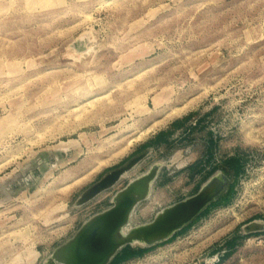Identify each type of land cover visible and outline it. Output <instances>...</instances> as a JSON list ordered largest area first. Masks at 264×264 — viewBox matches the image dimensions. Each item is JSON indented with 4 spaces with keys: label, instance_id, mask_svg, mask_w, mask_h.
<instances>
[{
    "label": "rangeland",
    "instance_id": "rangeland-1",
    "mask_svg": "<svg viewBox=\"0 0 264 264\" xmlns=\"http://www.w3.org/2000/svg\"><path fill=\"white\" fill-rule=\"evenodd\" d=\"M216 176L110 263L264 264V0H0V264H48L129 182L140 228Z\"/></svg>",
    "mask_w": 264,
    "mask_h": 264
},
{
    "label": "water",
    "instance_id": "water-1",
    "mask_svg": "<svg viewBox=\"0 0 264 264\" xmlns=\"http://www.w3.org/2000/svg\"><path fill=\"white\" fill-rule=\"evenodd\" d=\"M142 157L143 156H139L138 158L134 159V161L130 162L127 166L133 165L129 168V170L133 169L135 164ZM217 177L218 176L210 179L209 182L203 186L199 193L194 197L176 203L173 206L163 210L161 215L156 216L145 227L144 231L140 235L141 242L146 245L145 247L154 246L155 244L164 242L171 238L175 232L186 225V223H188L205 205H207L221 191L223 186L222 178L221 183L215 187H212L211 183ZM105 178H103L91 191H89L86 198H90L93 195L99 193L96 192L92 195V193L96 191V187L102 183ZM131 184L132 182H129L122 191L125 192L127 190L126 192H129L128 190H131ZM127 201L128 197L125 194L118 204L114 205L113 202L114 206L112 205L113 207L111 209L105 213L93 217L83 224L74 237L69 240L67 243L69 247L75 248L76 252L81 256V259H79L80 261L77 264H91L97 260H99L97 264L110 263L117 250L121 247H117L115 245L111 246L110 237L112 234H114L113 231L122 223H120V220H122L124 217V208L127 206ZM254 230L258 229L247 228L245 231L249 232ZM62 247H60L55 252L52 258L58 257V252ZM57 261V264H61L60 261Z\"/></svg>",
    "mask_w": 264,
    "mask_h": 264
},
{
    "label": "bare ground",
    "instance_id": "bare-ground-1",
    "mask_svg": "<svg viewBox=\"0 0 264 264\" xmlns=\"http://www.w3.org/2000/svg\"><path fill=\"white\" fill-rule=\"evenodd\" d=\"M153 172L154 171L149 172V174H148L149 179L152 178ZM120 177H121L120 173L119 174L114 173V174L107 176L103 180V182L100 183L96 187V191L94 193H92V195L95 194L96 192H99V191L107 188L108 186L113 185L115 182H117L119 180ZM146 181L147 180L134 181L131 184V190H128L129 192H126L127 190L125 192L122 191L119 195L117 194V196L113 198L114 205L118 204L121 201V199L123 198V196H125V194L128 197V201H127V206L124 208L125 209L124 217L122 218V220H120V223L121 222L122 223L119 227H117L113 231L114 234H112L110 237L111 246L115 245L118 247V246H122L124 244L146 246L145 244H143L141 242L140 235L142 234V232L144 231V229L147 225L140 227V228H130L128 226L130 215H131L133 208L135 207L136 203L140 199L147 197L149 195L148 190L145 192V182ZM221 182H222V177H218V178L213 180L211 185H212V187H215ZM111 208H109V209H111ZM108 210H106V211H108ZM106 211H104L103 213H105ZM161 214H162V212L159 215H161ZM247 228L254 229V225L248 224L246 227H244V230H246ZM67 243L64 244V246L59 250L58 257L53 258V260L51 262H49L48 264H53V262L55 263L57 260L60 261L61 264H77L80 261L79 259H81V256L76 252L75 248H70ZM98 261L99 260L94 261L91 264H97Z\"/></svg>",
    "mask_w": 264,
    "mask_h": 264
},
{
    "label": "crops",
    "instance_id": "crops-1",
    "mask_svg": "<svg viewBox=\"0 0 264 264\" xmlns=\"http://www.w3.org/2000/svg\"><path fill=\"white\" fill-rule=\"evenodd\" d=\"M252 225H254V229H257V224L256 223H252Z\"/></svg>",
    "mask_w": 264,
    "mask_h": 264
},
{
    "label": "trees",
    "instance_id": "trees-1",
    "mask_svg": "<svg viewBox=\"0 0 264 264\" xmlns=\"http://www.w3.org/2000/svg\"><path fill=\"white\" fill-rule=\"evenodd\" d=\"M151 248H152V247H151ZM116 263H117V262L113 260L110 264H116Z\"/></svg>",
    "mask_w": 264,
    "mask_h": 264
}]
</instances>
